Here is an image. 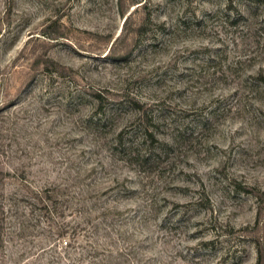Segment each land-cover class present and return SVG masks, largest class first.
<instances>
[{"label": "rangeland", "instance_id": "obj_1", "mask_svg": "<svg viewBox=\"0 0 264 264\" xmlns=\"http://www.w3.org/2000/svg\"><path fill=\"white\" fill-rule=\"evenodd\" d=\"M264 264V0H0V264Z\"/></svg>", "mask_w": 264, "mask_h": 264}, {"label": "trees", "instance_id": "obj_2", "mask_svg": "<svg viewBox=\"0 0 264 264\" xmlns=\"http://www.w3.org/2000/svg\"><path fill=\"white\" fill-rule=\"evenodd\" d=\"M258 264H261V257H260L259 260H258Z\"/></svg>", "mask_w": 264, "mask_h": 264}]
</instances>
